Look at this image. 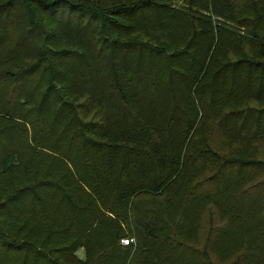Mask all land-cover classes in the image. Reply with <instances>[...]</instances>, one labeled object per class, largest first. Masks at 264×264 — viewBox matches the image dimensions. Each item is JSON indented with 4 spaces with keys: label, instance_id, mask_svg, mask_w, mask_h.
Wrapping results in <instances>:
<instances>
[{
    "label": "trees",
    "instance_id": "trees-1",
    "mask_svg": "<svg viewBox=\"0 0 264 264\" xmlns=\"http://www.w3.org/2000/svg\"><path fill=\"white\" fill-rule=\"evenodd\" d=\"M0 264H264V0H0Z\"/></svg>",
    "mask_w": 264,
    "mask_h": 264
},
{
    "label": "built area",
    "instance_id": "built-area-1",
    "mask_svg": "<svg viewBox=\"0 0 264 264\" xmlns=\"http://www.w3.org/2000/svg\"><path fill=\"white\" fill-rule=\"evenodd\" d=\"M131 243H135V239L133 238H126V239H123L122 240V244L127 246V245H130Z\"/></svg>",
    "mask_w": 264,
    "mask_h": 264
},
{
    "label": "rangeland",
    "instance_id": "rangeland-1",
    "mask_svg": "<svg viewBox=\"0 0 264 264\" xmlns=\"http://www.w3.org/2000/svg\"><path fill=\"white\" fill-rule=\"evenodd\" d=\"M79 256H80V257H83V256H84V252H83V251H80V252H79Z\"/></svg>",
    "mask_w": 264,
    "mask_h": 264
}]
</instances>
